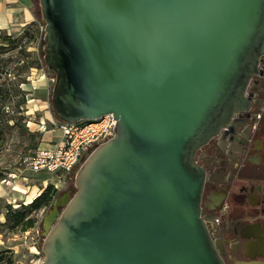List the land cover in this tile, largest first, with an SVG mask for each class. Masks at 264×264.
<instances>
[{"label":"water","instance_id":"1","mask_svg":"<svg viewBox=\"0 0 264 264\" xmlns=\"http://www.w3.org/2000/svg\"><path fill=\"white\" fill-rule=\"evenodd\" d=\"M37 2L54 117L116 121L45 218L39 264H224L194 156L264 78V0Z\"/></svg>","mask_w":264,"mask_h":264},{"label":"rangeland","instance_id":"2","mask_svg":"<svg viewBox=\"0 0 264 264\" xmlns=\"http://www.w3.org/2000/svg\"><path fill=\"white\" fill-rule=\"evenodd\" d=\"M22 1V3H21ZM27 7L32 21L17 16L20 25L14 24L7 36H12L13 42L0 39V85L8 95L2 109V139L0 145V211L4 212L6 205L19 208L29 204L38 197L47 186L56 185L54 197L68 194L73 187L75 175L55 177L52 175H35L28 169V160L37 149H48L60 138L57 130L59 121L54 117L51 108V94L54 84L53 76L47 75L40 51L41 18L37 0H17V4ZM24 7V8H25ZM2 31V30H1ZM30 40L28 35H35ZM27 35V36H26ZM20 40V41H19ZM24 48L27 57L19 54V47ZM18 59L21 61L18 62ZM24 63V64H23ZM26 64L31 65V68ZM23 96L24 101H21ZM1 101L3 99H0ZM75 193V190L71 193ZM54 198V199H55ZM52 203V202H51ZM52 210L51 205L33 212L30 218L34 226L26 231L8 232L0 227V252L7 251L12 264H39L43 260L40 245L44 240V221ZM4 222L0 213V224Z\"/></svg>","mask_w":264,"mask_h":264},{"label":"flooded vegetation","instance_id":"3","mask_svg":"<svg viewBox=\"0 0 264 264\" xmlns=\"http://www.w3.org/2000/svg\"><path fill=\"white\" fill-rule=\"evenodd\" d=\"M247 94L248 110L235 112L194 156L205 176L201 216L224 264H264V78H253ZM69 182L68 194L50 204L59 213L75 190Z\"/></svg>","mask_w":264,"mask_h":264},{"label":"built area","instance_id":"4","mask_svg":"<svg viewBox=\"0 0 264 264\" xmlns=\"http://www.w3.org/2000/svg\"><path fill=\"white\" fill-rule=\"evenodd\" d=\"M41 37L44 27L41 26ZM262 112H259V116ZM116 121L112 114L87 123L78 121L74 123L60 122L57 130L61 136L59 140L48 149H37L28 160V169L35 175H52L57 178L77 173L83 161L100 145L105 144L114 137ZM52 187L57 190L56 185ZM216 218V222L218 221Z\"/></svg>","mask_w":264,"mask_h":264},{"label":"trees","instance_id":"5","mask_svg":"<svg viewBox=\"0 0 264 264\" xmlns=\"http://www.w3.org/2000/svg\"><path fill=\"white\" fill-rule=\"evenodd\" d=\"M27 36V35H26ZM30 40L36 39L38 37V32L35 33V35H28ZM0 39L2 41L6 42H13L12 36H7V34L4 31L0 30ZM41 35L39 34V43H41ZM20 41V40H19ZM19 47V54L24 55V57H27L28 54L25 53L24 48H21L20 46H16L15 48ZM1 48V45H0ZM40 60H43V58H40ZM21 60L18 59V62ZM43 62V61H42ZM24 64V63H23ZM27 67L25 68H31L32 66L29 64H26ZM44 66V63L42 64ZM1 79V76H0ZM8 95V92L5 88H3L0 85V145L3 141L2 139V109L5 106V97ZM24 101L23 96H21V101L19 103H22ZM55 195V190L52 189L51 186H47V188L36 198H34L29 204L27 205H20L19 208H12L11 205H6L4 207V212H1L4 217V222L0 224V227L8 232L13 231H26L27 229H31L34 226V220L30 218V215L39 210L42 207H47L51 204ZM0 264H12L11 258L7 255V251H1L0 252Z\"/></svg>","mask_w":264,"mask_h":264},{"label":"crops","instance_id":"6","mask_svg":"<svg viewBox=\"0 0 264 264\" xmlns=\"http://www.w3.org/2000/svg\"><path fill=\"white\" fill-rule=\"evenodd\" d=\"M15 3L17 4V0H0V30L9 31L14 27V24L18 23L20 25L22 21H18L17 16L22 19L23 17L28 18L29 15L30 19L28 18L29 21L26 22L30 23L32 21L27 7L15 5ZM261 109H264V103Z\"/></svg>","mask_w":264,"mask_h":264}]
</instances>
